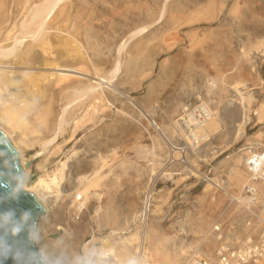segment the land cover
Wrapping results in <instances>:
<instances>
[{"label":"rangeland","instance_id":"374dc122","mask_svg":"<svg viewBox=\"0 0 264 264\" xmlns=\"http://www.w3.org/2000/svg\"><path fill=\"white\" fill-rule=\"evenodd\" d=\"M41 1L0 0V38L11 27L9 36L18 34ZM263 1L59 0L39 33L47 40V54L27 35L23 43H0L18 54L31 46L38 55L33 62L8 59L5 63L22 79L8 87L13 93L0 91L3 106H16L13 98L30 103L18 116L0 113V131L22 149L30 178L53 172L58 177L44 200L48 213L36 223L39 239L31 240L36 251L47 250L56 264H96L105 241L118 264H181L190 251L216 247L210 229L219 205L245 181L241 154L249 147L264 149ZM52 60L103 80L117 66L111 74L117 93L102 85L80 97L78 90L88 81L77 76L57 86L53 66L47 64ZM30 81L32 90L43 92L40 99L27 96ZM238 81L242 87L236 89L247 92L241 96L248 105L234 91ZM202 107L210 112L207 118ZM211 114L216 129L208 135L201 129V134ZM243 115V135L235 136ZM148 186L154 202L144 226L136 212ZM78 187H87L88 194L76 209L71 192ZM169 243L172 247L163 252L161 245ZM139 244L145 254L137 262Z\"/></svg>","mask_w":264,"mask_h":264},{"label":"bare ground","instance_id":"6f19581e","mask_svg":"<svg viewBox=\"0 0 264 264\" xmlns=\"http://www.w3.org/2000/svg\"><path fill=\"white\" fill-rule=\"evenodd\" d=\"M59 0H43V1H41L40 2V4L39 3H36L37 5H33V9H32V11L29 13V17L27 18V20H26V18H25V20H23L22 22H21V24H20V30L18 31V34H20V33H22L23 31H30V32H26V34L25 35H18L17 33H15V35L12 33L11 34V36H9V32H11L13 29H14V27L12 28L11 27V29L12 30H10V29H8L9 31L8 32H5L6 34H4V37H2V38H0V43H2L3 41L5 42L6 40L8 41V40H10L11 41V43L12 44H14V43H20V42H22L21 41V39L23 38V37H25L26 35L28 36V37H31V38H33V40L35 39V41H37L36 42V45H38V46H42V49H41V53H43V54H47V50H46V48L47 47H45V45L47 44V40H45L44 39V33L43 34H39L40 33V31L42 32V26L45 24V20H46V18H47V16L52 12V10H53V7H55V4L58 2ZM264 2V1H263ZM189 3V2H188ZM104 5V4H103ZM140 5V4H139ZM222 5V4H221ZM235 5V4H234ZM233 5V6H234ZM174 6V5H173ZM60 7V6H59ZM110 7V6H109ZM124 7V6H123ZM126 7V6H125ZM138 7V6H137ZM178 7V6H177ZM237 7V6H236ZM247 8V7H246ZM113 9V8H112ZM227 9V8H226ZM31 10V9H30ZM59 10H61V9H59ZM186 10V9H185ZM221 10V9H220ZM234 10H235V8H234ZM259 10V9H258ZM98 12V11H97ZM243 12V11H242ZM245 12H247V11H245ZM244 12V14H246ZM28 14V13H27ZM231 14V13H230ZM242 14V13H241ZM243 14V15H244ZM59 15V14H58ZM57 15V16H58ZM233 15H234V12H233ZM232 15V16H233ZM12 16H13V14H12ZM245 16V15H244ZM5 18V17H4ZM117 18V17H116ZM24 19V18H23ZM100 19V18H99ZM144 19V18H143ZM5 21H6V19H4ZM10 20V19H9ZM48 20V19H47ZM138 21V20H137ZM248 21V20H247ZM47 22V21H46ZM245 22V21H244ZM246 23V22H245ZM250 23V22H249ZM3 25V22H2V20L0 19V30L2 29V25ZM263 24V23H262ZM238 25V24H237ZM237 25H235V27H237ZM261 25V24H260ZM108 26V25H107ZM242 26V25H241ZM253 28V27H252ZM236 29V28H235ZM234 29V30H235ZM245 29H246V27H245ZM245 29H244V31H245ZM46 30V29H45ZM157 30H158V28H157ZM136 31V30H135ZM237 31H239L240 32V30H237ZM237 31H236V33H237ZM242 31V30H241ZM134 32V31H133ZM137 32V31H136ZM136 32H134V33H136ZM238 32V33H239ZM233 33V32H232ZM2 34V33H1ZM17 34V35H16ZM69 34V33H68ZM151 34V33H150ZM234 34V33H233ZM131 35H132V33H131ZM149 35V34H148ZM152 35V34H151ZM47 36V35H46ZM55 36H57V35H55ZM96 36V35H95ZM237 36H239L238 34H237ZM258 36V35H257ZM1 37V36H0ZM62 37V36H61ZM263 37V36H262ZM155 38V37H154ZM56 39V38H55ZM69 39V38H68ZM111 39V38H110ZM260 39H261V37H260ZM89 40V38L87 39V41ZM96 40V39H95ZM28 41H30V40H28ZM34 41V42H35ZM59 41V40H58ZM66 41V40H65ZM154 41V40H153ZM262 41V40H261ZM66 42H68V41H66ZM66 42L65 43H63V44H65L66 45ZM262 42H264V41H262ZM23 43V42H22ZM259 43V42H258ZM261 43V42H260ZM25 44V43H24ZM30 44H32V43H30ZM29 44V45H30ZM58 44V43H57ZM61 44H62V42H61ZM100 44V43H99ZM33 46H34V43L32 44ZM56 45V44H55ZM68 45V44H67ZM66 45V46H67ZM96 45V44H95ZM146 45V44H145ZM256 45V44H255ZM32 46V48H35V47H33ZM62 46V45H61ZM61 46H60V48H61ZM71 46V45H70ZM73 46V45H72ZM71 46V47H72ZM76 46V45H75ZM75 46H73V47H75ZM102 46V45H101ZM228 46V45H227ZM257 46V45H256ZM263 46V45H262ZM13 47V46H12ZM16 47V46H15ZM14 47V48H15ZM53 47V46H52ZM63 47V46H62ZM71 47H70V49H71ZM72 47V48H73ZM77 47V46H76ZM75 47V48H76ZM97 47V46H96ZM123 47V46H122ZM142 47V46H141ZM10 48L11 47H9L8 46V44L7 45H4V46H2L1 44H0V91H2V89L4 88V89H8V87H10V86H12L13 87V85L15 86V85H17V82H18V80H19V78H18V76L17 75H15V72H16V70H14L13 69V66L10 64H6L5 62L6 61H8V59H10V58H15V60H22V58L26 61H31V62H33L32 60H34L37 56H36V54H34L33 52H30V49H31V46H30V48H28L27 50L25 49V51H23L21 54L19 53L18 54V52L17 53H15V50L12 52V51H10ZM25 48V47H24ZM56 48V47H55ZM58 48V47H57ZM64 48V47H63ZM62 48V49H63ZM75 48H73V49H75ZM87 48V47H86ZM146 48V47H145ZM216 48V47H215ZM218 48V47H217ZM246 48V47H245ZM264 48V47H263ZM262 48V49H263ZM22 49V48H21ZM110 49V48H109ZM153 49V48H152ZM212 49V48H211ZM248 49V48H247ZM19 50V49H18ZM64 50H65V48H64ZM72 50V49H71ZM76 50V49H75ZM97 50V49H96ZM55 51V50H54ZM59 51V50H58ZM66 51V50H65ZM74 51V50H73ZM88 51V50H87ZM152 51V50H151ZM250 51V50H249ZM56 52V55H57V51H55ZM94 52H96V51H94ZM101 52V51H100ZM210 52V51H209ZM248 52V51H247ZM255 52V51H254ZM50 53V52H49ZM61 53V52H60ZM67 53H69V50L67 51ZM67 53H66V55H67ZM70 53H72V52H70ZM74 53H76V51L74 52ZM73 53V54H74ZM79 53V52H78ZM97 53V52H96ZM260 53V52H259ZM42 54V55H43ZM55 54V53H54ZM100 54V53H99ZM227 54H229V53H227ZM252 54V53H251ZM59 55V54H58ZM64 56H65V54H63ZM62 55V56H63ZM76 55H78V54H76ZM103 55V54H102ZM107 55V54H106ZM142 55V54H141ZM243 55V54H242ZM60 56H61V54H60ZM70 56V55H69ZM72 56V55H71ZM69 57V58H72V57ZM75 56V55H74ZM74 56H73V58H74ZM138 56V55H137ZM143 56V55H142ZM141 56V57H142ZM244 56V55H243ZM59 57V56H58ZM77 57V56H76ZM80 57H81V54H80ZM112 57V56H111ZM249 57V56H248ZM135 58H137V57H135ZM134 58V59H135ZM12 59V60H13ZM58 59H60V58H58ZM77 59V58H76ZM112 59V58H111ZM128 59V58H127ZM143 59V58H142ZM263 59V58H262ZM14 60V61H15ZM21 60H20V62H21ZM62 60V59H61ZM60 60V61H61ZM82 60V59H81ZM107 60V59H106ZM264 60V59H263ZM57 61V60H56ZM56 61H50L49 63L47 62V64L48 65H50V66H53V70H54V74H55V81L54 82H56V85L57 84H60V83H63L62 84V86L63 85H66V84H68V82H66V81H68L67 79H69V76H74V77H85L86 78V80L88 81V84L83 88V89H80V90H78L79 92L78 93H80L79 94V96L80 97H82L83 95H85V96H88V95H90V93H93V92H95L99 87H97V86H101L102 87V85L103 86H105L106 87V89L108 88V90L110 91V89L111 90H113V92H115V93H117L116 91H115V88H114V86H111V80H112V78H113V76H111V74H110V77H108V79L107 80H103V78H101V76H99V74L98 75H91V74H89L88 73V71L87 70H85L84 68L82 69V68H80V67H75V66H71V64H70V66L69 65H63V64H61V62H60V64L58 63V62H56ZM67 61V60H66ZM88 61V60H87ZM129 61V60H128ZM131 61V60H130ZM133 61V60H132ZM139 61V60H138ZM11 62V61H10ZM19 62V63H20ZM72 62V61H71ZM252 62V61H251ZM18 63V64H19ZM22 63V62H21ZM20 63V64H21ZM24 63V62H23ZM40 63H42V62H40ZM67 63V62H66ZM103 63V62H102ZM253 63V62H252ZM34 64V63H33ZM39 64V63H38ZM68 64H69V62H68ZM36 65V64H35ZM140 65V64H139ZM31 66V65H30ZM127 66V65H126ZM135 66V65H134ZM210 66H212V65H210ZM251 66V65H250ZM15 67V66H14ZM28 67V66H27ZM94 67V66H93ZM206 67H207V65H206ZM22 68V67H21ZM37 68H38V66H37ZM41 69V68H40ZM113 69V68H112ZM116 69H117V66H115L114 67V69L112 70V72H113V74L112 75H114V72L116 71ZM137 69V68H136ZM39 70V69H38ZM131 70V69H130ZM129 70V71H130ZM192 70V69H191ZM21 71H23V70H21ZM234 71V70H233ZM35 72V71H34ZM33 72V73H34ZM28 73V72H27ZM53 73V72H52ZM51 73V74H52ZM93 73H95V72H93ZM127 73V72H126ZM232 73V72H231ZM32 74V73H31ZM41 74V73H40ZM236 74V73H235ZM23 76V75H22ZM32 76V75H31ZM121 76V75H120ZM134 76V75H133ZM25 77V76H24ZM36 77V76H35ZM39 77H41V76H38L36 79H38ZM135 77V76H134ZM221 77V76H220ZM32 78H34V76L32 77ZM67 78V79H66ZM132 78V77H131ZM20 79H22V78H20ZM25 79V78H24ZM40 79V78H39ZM49 79V78H48ZM129 79V78H128ZM128 79H126V80H128ZM209 79V78H208ZM220 79V78H219ZM244 79V78H243ZM30 79L28 78V80L27 81H29ZM43 80V79H42ZM50 80V79H49ZM85 80V79H84ZM221 80V79H220ZM20 81V80H19ZM46 81V80H45ZM129 81V80H128ZM131 81V80H130ZM188 81V80H187ZM48 82H50V81H48ZM53 82V83H54ZM122 82V81H121ZM120 82V83H121ZM239 82V81H238ZM26 83V82H25ZM34 83V81H30V83H27V88L26 89H24L25 90V92H26V94H27V96H33L34 97V99H40L42 96H43V92L42 91H40V90H36V91H34V90H32L31 89V87L33 88L34 86H35V84H33ZM72 83V82H71ZM70 83V84H71ZM104 83V84H103ZM24 84V83H23ZM23 84H21V86L23 85ZM51 84V83H50ZM122 84V83H121ZM190 84V83H189ZM234 84H235V82H234ZM242 84V83H241ZM19 85V84H18ZM137 85V84H136ZM58 86V85H57ZM189 86V85H188ZM233 86V85H232ZM240 86L242 87V85H240V82L239 83H236L234 86H233V88L235 87V92H236V90L239 88L240 89ZM247 86V85H246ZM16 87V86H15ZM18 88V87H17ZM66 88V87H65ZM104 88V87H103ZM232 88V89H233ZM237 88V89H236ZM253 88V87H252ZM255 88V87H254ZM40 89H42L41 87H40ZM64 89V88H63ZM78 89V88H77ZM130 89V88H129ZM245 90V89H244ZM8 91H9V89H8ZM11 91V90H10ZM9 91V92H10ZM64 91V90H63ZM74 91L76 92L77 90H76V88L74 89ZM98 91V90H97ZM99 91H100V89H99ZM243 91V90H242ZM12 92V91H11ZM119 92V91H118ZM237 94L238 95H243V94H245V93H247V92H245V93H241L240 91H238L237 90ZM13 93V92H12ZM15 93V92H14ZM77 93V92H76ZM101 93V92H100ZM120 93H122V92H120ZM3 94V93H2ZM10 95V94H9ZM118 95V94H117ZM5 96V95H4ZM12 96L14 97V95L12 94ZM31 96V97H32ZM75 96V95H74ZM96 96H99L97 99L99 100V98H100V95L98 94V93H96V95H95V98H96ZM121 96V95H120ZM239 96V98L240 99H244V100H240V103L242 102V101H244L246 104H247V101L248 100H245V97H243V96H241L240 97ZM244 96H246V95H244ZM6 97V96H5ZM247 97V96H246ZM4 98V97H3ZM11 98V97H10ZM5 99V98H4ZM76 99V98H75ZM238 99V98H237ZM249 99V98H248ZM10 101H13V103H15V104H17L16 106H14V104H11V102H10V104L9 103H6L5 101L6 100H4V102L6 103V104H9V105H7V106H3V104L1 105L0 104V113L1 114H6V115H9V116H15L16 114V116H18V114L20 113V110L21 109H24V110H26V108L28 107V105L30 104V103H28L26 100H16V99H9ZM8 100V101H9ZM68 100V99H67ZM32 101V100H31ZM30 101V102H31ZM69 101H71V100H69ZM92 101V100H91ZM104 101V100H103ZM0 102H3V101H1V97H0ZM75 102V101H74ZM74 102L73 103H71V104H74ZM230 102H231V100H230ZM244 102H243V104H244ZM88 103V102H87ZM226 103H228V102H226ZM240 103H238V104H240ZM71 104H67L68 106H66V107H68L69 108V106H72ZM137 104V103H136ZM146 104V103H145ZM242 104V103H241ZM46 105V104H45ZM248 105V104H247ZM93 107V106H92ZM205 107V106H204ZM204 107H202V108H200V110L201 111H203V112H205V117L207 118V116L210 114V112H209V110L208 109H206V108H204ZM225 107V106H224ZM245 107V106H244ZM262 107V106H261ZM50 108V107H49ZM223 108V107H222ZM63 109V108H62ZM94 109V108H93ZM246 109V108H245ZM49 110V109H48ZM64 110H66L65 108H64ZM91 111H93V110H91ZM120 112H121V110H119ZM62 112H64V111H62ZM119 112V113H120ZM122 112L124 113V111L122 110ZM259 116H261V114H262V109L260 108L259 109ZM118 113V114H119ZM37 114V113H36ZM245 114V113H244ZM50 115V114H49ZM87 115V114H86ZM85 115V116H86ZM90 118V117H89ZM215 118V117H214ZM214 118H213V116H212V114L208 117V119H207V121H205V123L202 125L203 127L202 128H198L199 130H200V133L202 134V131H201V129L204 131V133H205V135H208V133H210L212 130L214 131L215 129H216V124L215 123H217L216 122V120H214ZM62 119V118H61ZM78 119V118H77ZM247 120V116L245 115H243V120H242V122L241 123H239L238 124V127L236 126V129L234 128V130H233V132L234 133H236V135L235 134H233V136L235 135V136H237V134H238V136H241V135H243V124L245 123L244 122V120ZM44 120V119H43ZM136 120V119H135ZM84 121H85V119H84ZM241 121V120H240ZM61 122V121H60ZM2 123V122H1ZM5 123H8V122H5ZM40 123H41V121H40ZM62 123H63V121H62ZM65 123V122H64ZM76 123V122H75ZM176 123V122H175ZM82 124V123H81ZM59 125H61V123L59 124ZM76 126V125H75ZM17 128V127H16ZM75 128V127H74ZM0 130H2V132H3V129H1L0 128ZM210 130V131H209ZM12 131V130H11ZM219 131V130H218ZM221 131V130H220ZM4 132L6 133V135L8 134L7 132H6V129H4ZM16 132V131H15ZM198 132V131H197ZM10 133V132H9ZM4 134V133H3ZM204 135V134H203ZM8 136V135H7ZM11 136V135H10ZM13 136V135H12ZM14 137V136H13ZM206 137V136H205ZM11 139V138H10ZM14 139V138H13ZM12 139V140H13ZM16 139H17V137L15 138V142H16ZM19 140H20V138H19ZM24 142V141H23ZM26 143V142H25ZM17 144H18V141L16 142V146H17ZM19 145V144H18ZM14 146H15V144H14ZM18 148V149H17ZM16 149H17V154H18V157H19V160H20V163H21V166H22V169H23V183H22V189H24V190H26V191H28V192H30L31 194H33L34 196H35V198L43 205V207L45 208V212H46V214L45 215H47V213H48V208H47V206H46V204H45V202H44V200H45V198L46 197H48V196H50L49 195V193L51 192V185H54V186H56L57 184H58V177H56V174H53L52 173V176H49L48 177V175H47V172H46V177H44V176H42V174L41 175H37V177H35L34 176V178L35 179H32V178H30V176L28 175V169L26 168V166H25V163H24V161H23V159H22V154H21V150L22 149H20V146L19 147H17ZM20 149V150H19ZM151 153H154V151L153 150H151ZM239 156V155H238ZM70 158V157H69ZM72 158V157H71ZM158 158V157H157ZM237 158V157H236ZM235 159V158H234ZM240 159V158H239ZM239 159H237L236 161L234 160L233 162H239L238 160ZM65 162H66V160H63L61 163H60V166H61V168L59 169V170H61V169H63V166H65ZM232 162V161H231ZM231 164V163H230ZM231 166V165H230ZM232 169V168H231ZM55 171V170H54ZM236 172H238V171H236ZM156 173V172H155ZM162 173V172H161ZM194 173V172H193ZM51 174V173H50ZM240 173H238V175H239ZM243 175H245V172H243L242 173ZM58 175V174H57ZM200 176V175H199ZM47 178V179H46ZM148 179V178H147ZM241 180V179H240ZM238 181V180H237ZM60 183V182H59ZM62 183V182H61ZM124 183V182H123ZM146 183V182H145ZM234 183H236V182H234ZM93 185H94V183H93ZM80 186V185H79ZM82 187V186H81ZM77 188L76 190H74V191H72L71 192V194H72V197H73V200L72 201H74L75 203H76V205H74V207H76V209H78V208H80L81 206H82V203L85 201V199H86V197H87V194H88V192H87V187L85 188ZM91 188V187H90ZM144 190H145V188H144ZM143 190V191H144ZM143 191H142V193H143ZM122 192V191H121ZM142 193H141V195H142ZM77 196H79V198H77ZM65 197H66V195H65ZM154 202V201H153ZM139 204H140V201H139ZM139 208V207H138ZM134 212V211H133ZM137 212H138V209H137ZM136 212V213H137ZM45 215L43 214L41 217H40V219L41 218H43V217H45ZM114 217V216H113ZM130 217V216H129ZM132 217V216H131ZM122 218V217H121ZM124 218V217H123ZM43 220V219H42ZM132 222V221H131ZM144 226H145V224H144ZM44 234V233H43ZM144 237V236H143ZM113 242V241H112ZM142 242V241H141ZM159 245V244H158ZM170 246V247H169ZM111 247L112 246H110V243L109 242H103V244H102V247H100L99 248V250L98 251H100V254H99V256H97V260H96V264H118V262H117V260L112 256V249H111ZM172 247V244L170 245V243H169V245H161V247H160V249L163 251V252H165V253H167L166 252V250H168L169 248H171ZM86 248V246L84 245L83 246V249H85ZM170 250V249H169ZM85 252V250H82V252ZM186 251V250H185ZM205 251H209V250H205ZM37 252L39 253V251L37 250ZM161 253V252H160ZM136 260H137V262H139V260H141V257H144V254H145V249H144V247L142 246V244H139L138 245V247L136 248ZM181 254V253H180ZM39 255H40V257L43 259V261L45 262V264L47 263L48 264V259H46L44 256H41V254L39 253ZM157 255V254H156ZM162 255V254H161ZM51 256V255H50ZM53 257V256H52ZM161 257H163V259H165L166 258V256H161ZM165 257V258H164ZM121 259V258H120ZM119 259V260H120ZM120 262V261H119ZM121 262H123L122 260H121ZM176 263V262H175ZM56 264V263H55ZM83 264H87V260H85L84 261V263ZM138 264V263H137ZM144 264V263H143ZM182 264V263H181Z\"/></svg>","mask_w":264,"mask_h":264},{"label":"built area","instance_id":"2783aa9c","mask_svg":"<svg viewBox=\"0 0 264 264\" xmlns=\"http://www.w3.org/2000/svg\"><path fill=\"white\" fill-rule=\"evenodd\" d=\"M241 156L245 181L223 199L211 225L216 247L190 251L182 264H264V149L249 147ZM152 206L148 186L136 215L141 224H146Z\"/></svg>","mask_w":264,"mask_h":264},{"label":"water","instance_id":"95a60500","mask_svg":"<svg viewBox=\"0 0 264 264\" xmlns=\"http://www.w3.org/2000/svg\"><path fill=\"white\" fill-rule=\"evenodd\" d=\"M23 169L16 149L9 139L0 131V212H11L19 219L23 212L30 214L23 230L13 236L6 234L4 240L11 250L2 257V264H18L16 253L24 255L33 253L27 264H45L35 246L29 239V231L39 218L45 214V208L33 194L22 189Z\"/></svg>","mask_w":264,"mask_h":264},{"label":"clouds","instance_id":"9594fccd","mask_svg":"<svg viewBox=\"0 0 264 264\" xmlns=\"http://www.w3.org/2000/svg\"><path fill=\"white\" fill-rule=\"evenodd\" d=\"M29 218L30 214L28 212H23L19 219H15L11 212H0V258L6 257L11 250L10 246L5 242L4 236L6 234L13 236L19 234ZM29 239H39V231L35 226L29 231ZM41 254L48 258V264H55V257H51L47 250L41 249ZM32 255L34 254L30 252L24 255L16 253L15 258L17 259L18 264H27L28 258ZM0 264H2V259H0Z\"/></svg>","mask_w":264,"mask_h":264}]
</instances>
